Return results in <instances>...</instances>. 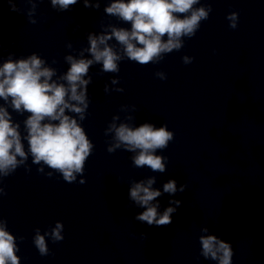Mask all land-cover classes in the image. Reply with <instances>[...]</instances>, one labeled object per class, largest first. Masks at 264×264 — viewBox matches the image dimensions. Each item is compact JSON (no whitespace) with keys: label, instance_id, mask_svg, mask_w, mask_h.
Instances as JSON below:
<instances>
[{"label":"clouds","instance_id":"obj_1","mask_svg":"<svg viewBox=\"0 0 264 264\" xmlns=\"http://www.w3.org/2000/svg\"><path fill=\"white\" fill-rule=\"evenodd\" d=\"M76 3L77 0H52L53 6L59 5L62 9H67ZM197 3L198 0H128L127 3L123 0H115L110 7L106 8V12L118 15L124 21H130L131 30L113 28L111 35L89 36V51L93 59L76 60L71 56L66 58L71 64L66 75L62 77L67 81V87L64 84L49 82L54 71L46 67L42 68L43 61L36 55L28 59L16 62L9 60L4 63L0 67V97L5 100L11 97L15 110L19 111L23 107V110L31 113L25 123L34 163L43 161L50 168L60 170L66 181H73L75 179L73 172L83 171L92 145L77 121L65 115V109L82 114L87 108L85 91L78 92L77 89L80 85H87L89 82L83 77L91 64L102 63L103 72L119 71L116 62L121 57L111 47L106 46L105 42L114 36L116 41L124 46L127 57L140 65L158 61L162 53H170L173 49L179 50L182 47L180 38L195 36L200 27V21L208 19V11H205L204 7L193 9V5ZM85 6H88L87 0H85ZM12 10H16L15 6ZM186 13L190 15H184L183 18L175 15ZM229 19L234 21L235 14ZM231 27L235 28V23ZM165 35L166 41L162 39ZM100 45L105 46L101 48ZM184 59L188 62L187 57ZM69 101H75L84 107H78L77 104ZM45 118L50 121L58 120L59 123H42ZM81 118L83 119V116ZM18 127L19 125H12L8 112L0 108V169H7L10 166L15 168L17 155L26 158L20 133L17 131ZM112 128L115 129L117 141L115 148L123 144L129 151L139 149L138 155L134 157L135 166L147 165L153 171L165 170L163 163L165 158L153 153L156 149L166 148L168 142L173 139V133L167 131L166 127L154 128L146 123L135 129L126 124H121L119 127L113 124ZM113 150V148L108 149L109 152ZM153 183L154 180L149 179L148 186L137 183L131 188V199L146 208L135 218L141 222H147L150 226L153 224L166 226L171 223V213L175 209L167 208L157 219L158 205H151L150 202L161 193L152 190ZM185 187L186 185H182L180 190L183 191ZM164 191L175 193L176 182L170 180L164 185ZM176 203L179 204L178 201ZM61 227L62 225L58 223L53 230L52 235L55 240L62 239ZM200 242L205 257L219 259V264H230L232 252L228 244L213 235L201 236ZM35 243L42 255L47 253L43 236L37 234ZM218 254L221 255L218 256ZM9 261L11 264H18V258L14 254L13 236L0 227V264H8Z\"/></svg>","mask_w":264,"mask_h":264}]
</instances>
